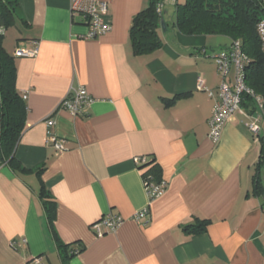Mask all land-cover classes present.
<instances>
[{"label": "crops", "instance_id": "1", "mask_svg": "<svg viewBox=\"0 0 264 264\" xmlns=\"http://www.w3.org/2000/svg\"><path fill=\"white\" fill-rule=\"evenodd\" d=\"M17 1L3 48L37 53L14 59L27 107L14 156L26 170H44L38 177L0 165V264H264V194L252 193L260 143L239 115L217 143L208 138L220 84L213 56L230 40L180 34L178 0H161L162 47L136 56L131 21L151 0H99L111 29L91 40L81 38L87 26L69 0ZM80 88L91 99L81 115L58 108ZM176 96L183 97L165 105ZM48 132L61 152L46 143ZM138 157L154 161L166 183L153 201ZM41 185L55 204L52 226ZM107 215L122 223L96 237L91 226ZM196 220L209 222L206 231L189 234Z\"/></svg>", "mask_w": 264, "mask_h": 264}, {"label": "trees", "instance_id": "2", "mask_svg": "<svg viewBox=\"0 0 264 264\" xmlns=\"http://www.w3.org/2000/svg\"><path fill=\"white\" fill-rule=\"evenodd\" d=\"M161 0H151L149 5L137 13L129 30L132 52L136 56L148 55L162 47L158 29L162 20L161 11H156ZM17 0H0V165L8 166L12 171L27 174L26 170L15 159V148L25 129L27 107L23 96L16 89V66L14 56L9 55L3 48L4 31L14 26ZM264 17V0H185L184 4H176L174 26L185 36H220L230 40V45L237 41L248 62L245 65L244 81L263 101L261 126L264 122V58L260 49L257 35V25ZM3 30V32H2ZM227 48V49H228ZM225 49V51L227 50ZM183 96L165 100V105L171 106ZM242 106L247 111L255 112V105L249 98ZM260 153L252 176V193L255 196L264 194V133L259 138ZM142 173L144 182L158 184L162 181L161 170L154 161L136 165ZM44 167L35 170L40 177ZM40 199L47 215L50 226L54 219L55 204L50 201L45 187L41 185ZM207 221L196 220L194 225L186 227L189 234L199 235L206 231ZM58 248H62L57 237ZM82 247L72 250L70 257L81 252Z\"/></svg>", "mask_w": 264, "mask_h": 264}, {"label": "built area", "instance_id": "3", "mask_svg": "<svg viewBox=\"0 0 264 264\" xmlns=\"http://www.w3.org/2000/svg\"><path fill=\"white\" fill-rule=\"evenodd\" d=\"M162 6L157 5L156 11L160 13ZM69 10L71 15H81L87 26V32L82 39H96L108 33L111 29L110 24L105 21L107 13V3L99 0H69ZM257 35L260 40V49L264 58V17L257 25ZM37 53V47L32 50L17 48L14 51V56L17 58L33 57ZM214 63L220 84L218 86L217 100L211 110V115L208 120L209 133L208 138L212 143H217L222 135V130L226 123L234 119L235 115L241 116L244 127L253 135L256 140L262 136V109L263 101L261 97L256 95L245 84V65L248 62L247 57L243 54L239 42H233L230 47L223 52H218L213 56ZM198 88H201L199 83ZM249 98L255 105V112L247 111L242 106L245 99ZM23 99L26 96L23 95ZM91 103V99L85 89L80 88L67 96L59 105V109L68 112L73 116L82 114L83 109ZM47 128H51L54 122L51 119L46 120ZM47 144H51L57 151L63 150V143L55 136L48 132ZM145 157L136 158V165L144 163ZM148 199L153 201L160 197L165 189L166 183L161 181L158 184L144 182ZM264 200V197H263ZM147 214V209H144L133 216L135 222H140ZM122 223V219L118 216L107 215L100 219L97 223L91 226L96 237H102L106 233H113ZM25 243V240L22 241ZM12 246H14L12 244ZM34 264H41L40 258L32 260Z\"/></svg>", "mask_w": 264, "mask_h": 264}, {"label": "rangeland", "instance_id": "4", "mask_svg": "<svg viewBox=\"0 0 264 264\" xmlns=\"http://www.w3.org/2000/svg\"><path fill=\"white\" fill-rule=\"evenodd\" d=\"M184 2H185V0H178V4L179 5H182V4H184ZM7 31V33H6V35H5V37H6V39H9L10 41H12V38H9L10 37V35H12V34H10V33H13V31H14V28H9V29H7L6 30ZM10 31V32H9ZM242 118V117H241ZM243 119V118H242ZM244 120V119H243ZM262 125H264V122H262ZM264 133V132H263ZM263 186H264V182H263Z\"/></svg>", "mask_w": 264, "mask_h": 264}, {"label": "water", "instance_id": "5", "mask_svg": "<svg viewBox=\"0 0 264 264\" xmlns=\"http://www.w3.org/2000/svg\"><path fill=\"white\" fill-rule=\"evenodd\" d=\"M161 26L163 27L164 26V22L161 20Z\"/></svg>", "mask_w": 264, "mask_h": 264}]
</instances>
